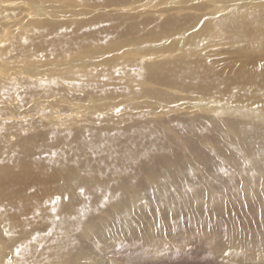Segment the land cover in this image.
Instances as JSON below:
<instances>
[{
    "label": "bare ground",
    "instance_id": "1",
    "mask_svg": "<svg viewBox=\"0 0 264 264\" xmlns=\"http://www.w3.org/2000/svg\"><path fill=\"white\" fill-rule=\"evenodd\" d=\"M36 1L0 0V264H101L99 253L81 251L79 237L87 226L98 240V232L104 227L92 219L105 209V203L102 201L96 210L88 205L94 197L111 192L116 196L121 192L123 196L139 194L143 186L128 175L126 179L125 174H132L137 167L148 171L147 146H153L150 139L156 142L144 125H133L130 114L116 119L122 109L134 108L131 103L126 100L113 107L112 101L126 93L130 94L129 100L134 99L139 92L133 86L148 81L161 83L166 80L165 71L170 74L176 67H180L182 79L181 74L170 80H178L179 84L192 78L196 86L202 80L199 70L206 68L204 52L200 56L197 49L203 50L207 42L229 43V33L235 29L241 37L249 33L243 20L220 17L205 31L177 43L181 52L168 58L166 52H171L169 46L173 48L174 44L165 46L170 29L164 30V25L174 27L171 18L128 15L131 10L146 12V7L169 0H82L93 8L102 5L101 15L90 20L86 31L72 27V23L59 27L44 21L47 33L58 31L47 43L40 37L44 23L38 24L39 16L35 25H24L35 12H43V6L33 5ZM215 1L210 0L209 11H219ZM222 1L228 6L233 2L234 6V0ZM179 2L189 4L191 0ZM108 6H114L118 14L125 12L127 17L111 18L101 12ZM257 7L264 8L261 4ZM248 20L255 27L261 25L256 14ZM183 25L179 26L180 32ZM147 43H153V51L139 49ZM163 53L165 56L158 58ZM221 74L224 76L209 74L204 81L214 88L221 82L223 98L238 104L239 109L250 110L252 118L233 125L245 145V155L225 158L221 177L237 173L225 168L231 164L241 168L243 178L249 182L260 175L264 179V95L260 94L264 73L251 78L250 84L245 82L252 94L226 87L225 80L234 83L239 70L234 77H229L230 72H226L228 77ZM133 79L135 83L130 85ZM81 98L96 100L105 107L101 110L110 112L102 120L106 126L99 127L98 115L89 111L96 102L85 105ZM107 122L120 128H111ZM43 125L46 129L35 134V126L39 129ZM117 178L131 189L117 186ZM211 186L215 188L212 181ZM193 189L197 194L203 190L192 186L191 193ZM260 191L264 194V189ZM108 202L115 205L111 198ZM115 209L121 219V207ZM111 228L109 224L108 244L117 245ZM222 249L229 247L223 243Z\"/></svg>",
    "mask_w": 264,
    "mask_h": 264
},
{
    "label": "rangeland",
    "instance_id": "2",
    "mask_svg": "<svg viewBox=\"0 0 264 264\" xmlns=\"http://www.w3.org/2000/svg\"><path fill=\"white\" fill-rule=\"evenodd\" d=\"M169 1L154 3L153 7L145 8L146 12L131 10V15H128L138 17L149 14L153 17L160 15L157 18H171L174 27L164 25V30L170 29L164 40L165 46L170 42L174 44L173 48L169 46L171 52H166L168 58L181 52L176 47L177 43L205 31L220 17L243 20L244 29L249 34L241 37V32L235 29L229 33V43L219 41L210 45L207 42V47L203 43V50L197 49V52L200 56L204 52L206 68L199 70L202 80L196 86L192 78L179 84L178 80H170L169 77L181 74L182 79L183 73L180 67H176L170 74L165 71L166 80L161 83L148 81L133 86L139 92L134 99L129 100L130 94L126 93L124 97L112 101H115L113 107L126 100L131 103L134 108L122 109L116 119L130 114L134 118L133 125H144L156 142L150 139L153 146H147L150 156L146 158L145 166L148 171L137 167L132 174H125L126 179L128 176L134 178L138 186H143L139 194L127 193L123 196L121 192L116 196L113 195L115 192H111L109 195H98L89 203L90 210H96L102 201L105 203V209L92 219L104 228L98 232V241L86 226L79 237L81 251L99 253L101 264H223L224 261L226 264H264V194L260 191L264 189V179L260 175L249 182L243 178L244 171L231 164L225 168L230 173L233 169L237 173L221 177V165L225 158L232 155L242 158L245 155V145L233 125L239 126L243 120L252 121L248 114L251 111L239 109L238 104L225 100L221 94V82L214 88L204 81L209 74L223 73L228 77L226 72H230L229 77H234L239 70L234 83L228 84L225 80L226 87L230 85L233 89L252 94L245 82L250 84L251 78L264 73V8L260 10L257 7L260 4L264 6V0H234L233 7V2L228 6L225 1L218 0L215 1L218 12L216 9L209 11L210 0H191L189 4L180 0ZM33 5L43 6L44 10L35 12L34 17L24 25H35V20L40 17L39 25L44 21L59 27L72 23V27L83 31L95 15H101L99 6H102L93 8L92 4L82 0H37ZM101 12L108 13L111 18L126 15L125 12L118 14L114 6L103 7ZM255 14L261 21L257 27L248 20ZM175 15L183 18H175ZM183 22L180 32L178 29ZM47 29L48 25L44 23L40 37L48 43L58 31L54 30L52 34L47 33ZM153 46V43H147L139 49L150 52ZM164 56L165 53L158 58ZM260 82L264 83V78ZM134 83L135 79L130 81V85ZM236 92L240 94V91ZM260 94L264 95V87ZM81 99L85 105L91 101L89 98ZM93 101L96 104L89 111L98 115L99 127L106 126L102 120L110 112L101 110L100 107H105ZM84 112L87 114V110ZM77 122L87 123L84 119ZM107 123L111 128L117 126ZM71 125L69 122L68 127ZM42 129L46 126L39 129L35 126V134ZM121 181L117 178V186L131 189L127 182ZM211 181L215 188L211 186ZM192 186L201 187L202 193L197 194L194 189L191 193ZM110 198L115 205L108 202ZM117 206L123 211L121 219L117 218ZM109 224L112 234L118 239L117 245L108 244ZM223 243L229 249H222Z\"/></svg>",
    "mask_w": 264,
    "mask_h": 264
}]
</instances>
